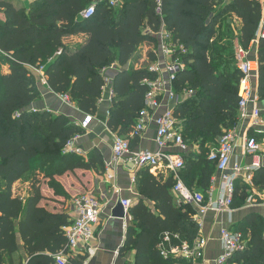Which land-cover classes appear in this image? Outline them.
Listing matches in <instances>:
<instances>
[{
  "label": "trees",
  "instance_id": "obj_1",
  "mask_svg": "<svg viewBox=\"0 0 264 264\" xmlns=\"http://www.w3.org/2000/svg\"><path fill=\"white\" fill-rule=\"evenodd\" d=\"M219 1L162 0L161 17L155 0H122L118 6H111L109 0H35L28 9L0 0V264H16L19 238L29 256L26 264H56L54 254L66 251L63 226L70 221L68 213L39 205L45 198L42 180L47 179L57 192L61 191L57 176L78 168L106 170L96 148L88 157L64 152L66 142L83 133L79 125L63 114L30 109L41 91L29 66L47 64L49 87L68 94L82 111L94 114L106 86L102 70L114 64L125 66L141 43L154 40L143 29L149 26L157 31L165 23L189 49L183 56L188 66L178 74L175 90L191 89L193 94L176 105L174 114L180 119L185 141L198 144L199 150L184 153L181 177L190 188L207 193L217 170L216 163L208 159L210 145L238 121L240 79L238 68L227 63L232 58L223 54L232 41L224 45L211 39L221 15L232 12L242 22L240 43L249 48L264 17L259 0H232L214 14ZM91 4L96 13L82 20L81 13ZM78 33L87 34L86 41L77 48L67 46L65 38ZM59 50L61 54L56 55ZM256 57L260 64L258 100H262L264 39L259 41ZM3 65H8V72L1 69ZM145 77H154L147 67L123 70L114 78L107 118L113 132L131 133L145 105ZM138 138L129 139L131 147ZM18 180H30L25 198L13 193ZM252 180L264 189V167L253 173ZM136 181L139 193L155 202L157 213L143 199L129 208L132 220L121 253L134 250V264H174L161 256V236L172 231L193 242L199 233L196 210L192 204L174 203L170 193L173 176L163 180L143 169ZM243 186H235L234 197ZM253 219L248 218L245 224L253 223L243 228L245 232L235 229L248 241V247L233 257L235 264H264V224Z\"/></svg>",
  "mask_w": 264,
  "mask_h": 264
},
{
  "label": "built area",
  "instance_id": "obj_2",
  "mask_svg": "<svg viewBox=\"0 0 264 264\" xmlns=\"http://www.w3.org/2000/svg\"><path fill=\"white\" fill-rule=\"evenodd\" d=\"M229 1V0H224ZM122 0H109L111 6H118ZM157 4L156 11L161 17L162 0H155ZM96 13V6L89 5L82 13L81 19H90ZM143 33L157 38L160 48V58H156L147 68L154 77H145L143 83L147 85L145 94V105L139 112L130 135L140 136L149 127L152 121L156 123V144L157 151L146 149L134 150L131 147L130 140L118 133L113 139V157L112 161L106 166V180L111 184L114 199H118L121 194V188L116 183L114 169L118 165H124L127 169L139 172L143 169L155 170L159 167L171 170L174 173L175 183L173 193L179 206L192 204L197 208V215L194 217L198 223L199 230L203 226L202 217L209 210L222 211L228 209L234 199L236 181L242 176L250 179V175L260 168V158L264 156V136L258 138V135L247 136L246 152L253 156L254 162L251 166L242 167L236 165L232 172H229L231 157L234 152L238 132L237 127H233L218 139L217 145L211 148L208 159L216 163L217 171L223 184V196L218 200H213L210 189L207 193L202 190L190 188L181 177V170L185 167L184 153L188 152L189 144L185 141L182 134L180 119L174 114V107L168 106L162 113L158 114L165 102V98L170 103L177 105L185 98L193 94L191 89H183L180 92L175 90V82L179 73L187 68L183 56L189 53V49L177 38L174 37L165 23L157 31L146 26ZM253 39L255 50L258 48L259 41L264 39V17L261 20L259 29ZM252 48H245L242 45L236 49V63L240 71L238 84V113L239 119H249L250 126L257 130L262 123V113L260 107L255 103L253 81L258 79L260 64L256 56H252ZM61 54V50L56 55ZM47 64L29 66L36 80L49 87L46 75ZM142 68V67H141ZM106 79V78H105ZM107 83V80H106ZM114 96L113 90L110 93V101ZM62 99L69 103L72 102L68 94H61ZM253 104L250 109L249 105ZM34 111H37L33 109ZM94 116L87 114L78 124L83 130L88 129ZM81 133L72 136L65 144V153L83 154L76 141ZM170 147H177L179 152H170ZM248 172V176H246ZM136 177H134V181ZM209 194V198H206ZM125 212L128 215L131 203L122 199ZM103 210L102 201L92 193H83L74 198L72 217L70 222L63 226V233L66 237V251H59L54 254L56 264H67L71 258L81 252V247L93 241L95 229L100 222ZM223 251L216 259V264H235L233 257L238 251L245 250L248 247V241L243 233L231 229H223L221 234ZM206 240L197 238L193 242L182 240L179 233L165 231L158 244V249L164 259L174 260V264H182L184 261H195L201 259L204 255Z\"/></svg>",
  "mask_w": 264,
  "mask_h": 264
},
{
  "label": "crops",
  "instance_id": "obj_3",
  "mask_svg": "<svg viewBox=\"0 0 264 264\" xmlns=\"http://www.w3.org/2000/svg\"><path fill=\"white\" fill-rule=\"evenodd\" d=\"M8 1H11L17 7L28 9L31 3L35 0ZM259 1L264 8V0ZM230 2H232V0L225 2L220 0L214 14L218 13L222 7ZM241 27V20L232 12H227L221 15L216 27L215 36L211 39V41L218 39L220 43L224 45L232 41L231 47L227 45L228 52L223 54L230 56L236 67L235 53L237 47L241 45ZM87 38V34L78 33L65 38V43L71 48H77L84 43ZM152 38L154 39L153 41H145L139 45L137 54L125 66L114 64L110 67H105L102 70L107 80L103 96L99 100L97 111L92 114L94 118L91 124L88 129L83 130L80 138L76 141L77 146L83 151L82 156L88 157L89 153L96 148L101 152L105 166L112 161L113 139L114 135L117 133L113 132L107 125V118L109 117L111 108L110 93L112 90V84L118 72L130 70L131 68L140 69L141 67H147L156 58H160V55H158V53L160 54L159 42L157 38ZM249 48H252L253 50L252 56H257V49L255 50L253 42L250 43ZM3 68L4 72H8V65H3ZM37 85L41 91V97L31 105V109L51 111L55 114L66 115L77 125L88 114L82 111L74 101L69 103L65 102L62 99L61 94L54 92L50 87H47L38 81ZM258 85V79H255V81H253L254 95L256 96L255 103L260 107L262 113V123L258 126L261 133L250 126L249 119L240 120L238 116V121L234 126L237 127L238 136L231 157L229 172H232L236 165L247 167L253 164L254 158L246 152L245 148L247 136L250 133H254L260 138L264 136V99L258 100ZM253 104L254 103H251V105H249L250 109L253 108ZM168 106L176 107V105L170 103V100L165 98V102L158 111V114L162 113ZM156 131V123L152 121L146 131L139 136L137 141L133 142V144H135L132 146V149L157 151L158 146L155 141ZM122 136L128 139L133 138L130 134H124ZM215 145H217V142L210 145V150ZM198 150V144L189 145L188 152L197 153ZM168 151L177 153L179 152V149L177 147H170ZM260 162V167H264V156L260 158ZM139 172L135 173L124 167V165H118L115 167L114 173L116 175V183L121 188V194L119 197L123 200H128L131 203V206L139 202L140 199H143L145 204L155 211V202L149 198L143 197L138 191L137 181H134V177L137 178ZM150 172L159 178H163V180H167L171 176L174 178V173L171 170L162 167L152 171L150 170ZM253 173L250 175V179L247 177L244 178V175H242L236 181V187L238 184V186L245 185L247 188H244L243 186L238 190L228 209L222 211L209 210L202 217L203 226L200 228L196 239L203 238L206 240L207 244L204 249V255L201 259L187 262L191 264H216V259L223 251L221 239L223 229L227 228L244 231L243 228H246L245 230H247L251 227V223H253L250 222L245 224L250 216L251 218H254L253 221H256V223L264 224V189H260L258 186L254 185L252 180ZM246 176H248V172H246ZM56 179L61 185V191L56 192L55 189L51 188L47 179H43L41 183V191L45 198L40 201L39 205L46 207L48 210L52 212L64 211L68 213L70 221L74 198L78 195L92 193L96 195L103 204L101 219L95 229V237L93 241L87 245H83L81 247V252H79L76 257L71 258L67 264H134L136 256L134 250L121 253V249L126 239L127 228L131 224L132 217L129 212L126 219L112 217V208L115 206L117 199H114L111 184L106 180V170L104 173H100L94 169L85 170L78 168L74 171L67 172L64 175L57 176ZM21 186H23V188H21ZM29 188L30 180H18L13 185V193L14 195L25 198L29 194ZM172 189L173 188L171 187L170 193L173 201L179 206ZM209 189L213 200L216 201L223 196V184L220 178V173L217 170L212 177V183ZM210 195L206 194V198H209ZM194 208L196 210L194 214L195 217L197 215V208L195 206ZM18 243L19 249L14 254V261L16 264H26L29 260V256L21 238L18 239Z\"/></svg>",
  "mask_w": 264,
  "mask_h": 264
},
{
  "label": "water",
  "instance_id": "obj_4",
  "mask_svg": "<svg viewBox=\"0 0 264 264\" xmlns=\"http://www.w3.org/2000/svg\"><path fill=\"white\" fill-rule=\"evenodd\" d=\"M112 217L119 219H126L127 214L122 204V199L119 197L116 201L115 206L112 208Z\"/></svg>",
  "mask_w": 264,
  "mask_h": 264
},
{
  "label": "rangeland",
  "instance_id": "obj_5",
  "mask_svg": "<svg viewBox=\"0 0 264 264\" xmlns=\"http://www.w3.org/2000/svg\"><path fill=\"white\" fill-rule=\"evenodd\" d=\"M222 1H224V0H222ZM224 2H225V1H224ZM233 25H234V23H233ZM234 26H235V25H234ZM227 63H229V65H231V66H232V65H235L233 60H229V62H227ZM222 64H224V63H222ZM1 69L4 71V68H3V67H2ZM30 109H31V108H30ZM21 188H23V186H21Z\"/></svg>",
  "mask_w": 264,
  "mask_h": 264
}]
</instances>
